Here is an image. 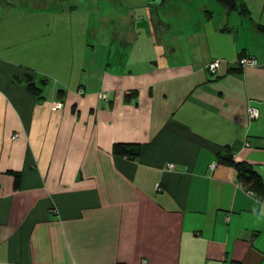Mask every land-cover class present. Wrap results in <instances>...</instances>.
Returning <instances> with one entry per match:
<instances>
[{
    "label": "crops",
    "instance_id": "1",
    "mask_svg": "<svg viewBox=\"0 0 264 264\" xmlns=\"http://www.w3.org/2000/svg\"><path fill=\"white\" fill-rule=\"evenodd\" d=\"M179 1L0 0V264H264V0Z\"/></svg>",
    "mask_w": 264,
    "mask_h": 264
},
{
    "label": "trees",
    "instance_id": "2",
    "mask_svg": "<svg viewBox=\"0 0 264 264\" xmlns=\"http://www.w3.org/2000/svg\"><path fill=\"white\" fill-rule=\"evenodd\" d=\"M220 6L227 11L237 12L240 15L245 14V9L239 0H214ZM259 30L264 32V28L260 27ZM30 91H33L31 86L28 87ZM112 153L116 156L126 157L130 160H135L140 154V146L135 144H114L112 147ZM220 164L233 168L237 173V179L251 192L255 194H261L264 190V183L262 177L256 173L253 168L244 163H237L234 161L232 155L228 152H224L222 156L218 157ZM12 173V172H10ZM15 188L18 187V174H14Z\"/></svg>",
    "mask_w": 264,
    "mask_h": 264
},
{
    "label": "built area",
    "instance_id": "3",
    "mask_svg": "<svg viewBox=\"0 0 264 264\" xmlns=\"http://www.w3.org/2000/svg\"><path fill=\"white\" fill-rule=\"evenodd\" d=\"M257 62L254 60V59H243L241 60L240 62V65L242 67H253V66H256ZM219 68V62H214L212 63L209 67H208V70L211 72V73H215L217 71V69ZM82 94V93H80ZM107 96H102V99H106ZM63 107L62 103L58 102V103H54L53 106H52V110L55 111V110H59ZM258 111L256 109H253V108H250L248 110V116L250 119H257L258 118ZM215 165L212 166V168H214ZM168 168L171 169L172 168V165H168ZM159 189V188H157Z\"/></svg>",
    "mask_w": 264,
    "mask_h": 264
},
{
    "label": "rangeland",
    "instance_id": "4",
    "mask_svg": "<svg viewBox=\"0 0 264 264\" xmlns=\"http://www.w3.org/2000/svg\"><path fill=\"white\" fill-rule=\"evenodd\" d=\"M59 1V0H58ZM60 1H64V0H60ZM65 1H69V0H65ZM177 0H172V2H176ZM184 0H180L179 2H183ZM173 6V5H172ZM172 8V7H171ZM170 11V9H168ZM176 9H174L175 12ZM168 12V11H167ZM173 13V12H172ZM172 13L170 15H172ZM174 17H177V13H174Z\"/></svg>",
    "mask_w": 264,
    "mask_h": 264
}]
</instances>
